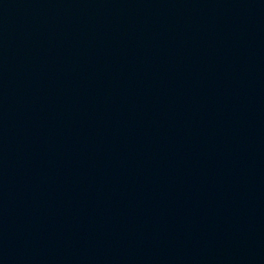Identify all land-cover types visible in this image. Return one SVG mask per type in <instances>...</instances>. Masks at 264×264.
I'll return each mask as SVG.
<instances>
[{"label":"water","instance_id":"1","mask_svg":"<svg viewBox=\"0 0 264 264\" xmlns=\"http://www.w3.org/2000/svg\"><path fill=\"white\" fill-rule=\"evenodd\" d=\"M0 264H264V0H0Z\"/></svg>","mask_w":264,"mask_h":264}]
</instances>
